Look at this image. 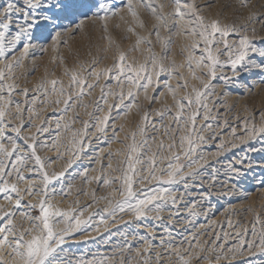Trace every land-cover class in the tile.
<instances>
[{
	"label": "snow or ice",
	"instance_id": "1",
	"mask_svg": "<svg viewBox=\"0 0 264 264\" xmlns=\"http://www.w3.org/2000/svg\"><path fill=\"white\" fill-rule=\"evenodd\" d=\"M241 6L249 7L248 0H241ZM145 14L152 18L150 28L146 26ZM256 23L264 25V13L249 12L240 24L224 22L219 15H204L197 0H0V199L5 201L0 204V264H64L67 257L63 253L69 240L86 229L99 233V225L107 226L109 221L115 223L124 216L129 217L124 225L135 224L136 229L131 240L124 239L123 248L130 251L135 243L143 244L136 248V256L149 253L153 242L161 247L167 244L166 252L176 257L177 264H192L193 259L207 264H233L245 251L249 256L264 254V227H256L261 223L259 216L251 228L234 232L223 231V222L210 220L179 243L171 238L170 230L172 220L182 216L181 207L186 224L197 228L192 218L207 219L214 211V187L219 184L223 189L217 195L228 194L231 181H238L252 166L246 163V156L226 163L221 158L258 135L264 136V110L258 112L259 123L252 111L242 119L235 117L241 131L233 125L228 139L224 137L228 119L219 116L221 107L227 105L229 88L249 74L264 73V48L256 46L264 45V37L257 38L256 28L250 26ZM110 24L117 30L123 25V31L135 37L127 50L117 44ZM94 31L100 33V40L106 41L96 45L97 53L103 55H93L90 43L91 59H80L79 53H73L72 42L77 36H87L91 41ZM177 38L186 41L180 45L184 59L179 62L173 47ZM156 45L160 51H156ZM62 48L73 56L71 66ZM109 50L113 53L111 63L104 64ZM36 52H51L50 63L60 66L62 75H56L54 68L50 71L45 65L38 82L24 86L21 80L26 83V78L37 71ZM133 52L139 55L131 56ZM255 57H259V63ZM193 80L198 83H190ZM98 87L100 95L92 101L93 111L88 112L84 97H92ZM161 88L166 90L161 95H171L175 111L165 106L154 110L153 115V110L145 109L140 99L142 96L149 104L155 102ZM181 88L185 90L182 95ZM53 105V114L59 113L55 120L42 119ZM80 107L90 119L82 121V129L72 131L71 141L61 152L60 132L67 134L73 128L79 119L76 109ZM114 109L118 115L135 109L141 118L126 134L125 139L131 143L126 145L119 176L108 177L103 171L99 176H89L88 169H84L73 177L102 182L112 189L99 197L106 205L85 219L84 208H61L54 202L57 192L67 196L73 185L59 189L54 185L63 181L77 161L87 155L93 140L103 137L101 142H108ZM225 111H231V107H225ZM69 112L73 113L71 117ZM157 118L160 123L154 122ZM53 123L56 135L49 143L42 137L52 130ZM149 128L162 132L158 143L151 137L155 151L149 143ZM111 129L112 138L118 139L117 132L123 131V125L112 124ZM165 138L170 142L165 143ZM211 146L216 150L205 151ZM49 148L56 150V159L65 160L59 170L51 167L52 157L40 154ZM119 152L123 150L118 149ZM146 152L151 155L146 156ZM104 155L101 149L92 156L102 169ZM107 155H113L111 150ZM106 167L113 169L110 161ZM221 174L227 183L218 179ZM177 185L183 191H178ZM25 196L29 199L25 200ZM93 203H98L94 193ZM165 209L169 210L168 221L162 215ZM94 215L99 220L92 224ZM226 223L233 228L230 219ZM161 226L164 235L157 241L156 228ZM215 226H221V231H214ZM137 230L144 235L137 238ZM201 236L209 238L201 240ZM86 239L94 241L96 237ZM184 244L188 247L184 248ZM156 259L159 264L160 253ZM67 264H108V260L80 255ZM143 264H149V259Z\"/></svg>",
	"mask_w": 264,
	"mask_h": 264
},
{
	"label": "rangeland",
	"instance_id": "2",
	"mask_svg": "<svg viewBox=\"0 0 264 264\" xmlns=\"http://www.w3.org/2000/svg\"><path fill=\"white\" fill-rule=\"evenodd\" d=\"M198 4L201 5L203 9V13L206 16L215 17L219 15L220 19L224 22L235 21L237 24L245 22V18L249 14V12L256 13H264V0H248L249 7L245 8L241 6V0H197ZM144 19L146 20L147 28L151 27L152 18L145 14ZM115 23V21L113 22ZM254 26L256 28V36L264 37V25L256 23ZM124 26L121 25V29L117 30L112 28L110 24V29L112 36L116 40L117 44L124 50H127L129 46L134 42L135 37L131 34L125 33L123 31ZM142 34H146V31H143ZM127 36L125 39L124 37ZM100 33L98 31L92 32V39L89 41L87 36H77L72 42L73 53H79L80 59L90 60L91 57L88 55L89 45L91 43V51L93 55H103L102 52L97 53L96 45H103L106 41L100 40ZM153 41H155V37H152ZM182 38H177L176 44L173 46L175 49V59L179 62L184 59V56L180 52V45L185 43ZM258 48H264V45L257 43ZM62 51L65 55L68 56L67 63L69 66L73 63V56L68 55V51L66 48H62ZM156 51H160L159 45H156ZM112 50H109L107 54V59L104 60V64L111 63ZM51 52L46 54H40L39 52L35 53L37 59V71L35 73L30 74L26 78V83L24 79L21 80L22 85L24 86H33L38 82L39 78L44 73V66L47 65L49 70L51 71L53 68L55 69V73L58 76L62 75V68L60 66H54L50 63ZM131 56H138V53H130ZM255 62L259 63V57H255ZM103 66V65H102ZM28 67H31V64H28ZM186 71V70H185ZM63 79L67 80V77H63ZM164 79V77H162ZM103 83V81H101ZM173 84L176 83L175 80L172 81ZM190 83H198L197 81H190ZM190 90V89H189ZM165 89H159L156 94L159 98L149 104L148 101L144 100L141 96L140 102L144 105L145 109L153 110V115H155L154 110L163 109L165 106H171L172 110L175 111V104L170 94L161 95L165 93ZM184 89L181 88L179 90L180 94L184 93ZM229 95L225 97L227 101V105L221 107L220 109V119L227 118L228 119V127L224 129V137L226 139L230 138L228 136L230 128L235 125L237 127V131L240 132L239 122L234 119L235 117H240L241 119L248 114V111H252L256 113V121L259 123L258 112L262 109V105H264V73H260L259 71L254 74H249L246 77H243L238 84H234L231 88L227 90ZM100 95V88H96L93 91L92 97L85 96L84 101L88 104L87 111H93L92 101L97 99ZM231 107V111H225V107ZM55 106H49L47 111L42 115V119L47 117L55 120V116L59 113L53 114V108ZM62 107V105H61ZM107 109H105L106 111ZM79 113V119L75 121L73 128L69 129L67 134L61 130L60 136L62 143L60 144V151L63 152L65 149V145L69 144L71 141V133L75 129H82V121L89 120L90 118L86 114V110L83 107L76 109ZM73 115L72 112L68 113V116L71 117ZM95 115H102V113H95ZM213 115L216 113L213 111ZM112 116L114 119L109 122V129L107 132L108 142L102 143L103 137L101 140H93V148L89 149L87 155L77 161V163L73 166L72 169L69 170L68 175L64 178L63 181L56 183L54 187L57 189L67 188L68 184H72V191L69 195L64 196L57 192L54 197V202L58 203L61 208H67L69 206L76 208H84V217L87 219L90 213H95L97 208H103L106 205V201L100 200L99 197L104 196L111 192V188L104 186L101 183H97L96 181H84L82 177L76 176L75 179L73 177L76 173L83 171L84 169H88L89 176H99L101 172L105 174V176H119L120 168L123 166V157L127 152L126 145L131 143L130 139H125L126 134H129L136 126L137 122H139L141 118V113L137 112L133 109L132 112L125 115L121 112L119 115L117 111L114 109L112 112ZM167 119V118H166ZM156 123H160L158 118L154 121ZM202 120H198V123H202ZM115 124L116 126L123 125V131H118L117 136L118 139L112 138V129L111 125ZM34 131V129H33ZM93 131L92 128L89 129L91 133ZM55 123L52 124V130L46 134L42 139H47L49 143L55 137ZM162 132L157 133L154 132L151 128H149L148 136L149 143L152 145V151L156 150V144L152 142L151 137L156 138V142H159L161 138ZM139 139V137H137ZM123 141V143L121 142ZM170 141L165 138V143H169ZM103 150L105 155L102 157L104 167L102 169L101 164L92 160V156L96 151ZM118 149H122L123 152L117 153ZM111 150L113 153L112 156H108V151ZM215 147H206L205 151L213 152L215 151ZM42 156H50L54 160V164L51 167H54L56 170H59L60 167L65 163L64 159H56V150L49 148L46 150H42L40 152ZM71 155V152L68 153ZM145 155H151V153L146 152ZM246 156V163H251V168L247 170L246 174L239 178L237 181L235 178L231 181L232 187L228 189V194L219 196L217 192L223 191L220 188V185L217 184L213 189V199L211 201L214 206L213 213L205 219L203 216L198 218H192L193 223L197 226V228L193 229L191 225L186 224V215H183L184 209L181 207L182 216L176 217L172 220V239L177 243L186 236H190L191 232L199 230L200 226H206L208 221L217 220L221 221L223 231L234 232L240 228L248 227L251 228L252 224L255 222L257 216L260 218L259 224L256 225L257 229L264 227V184L261 183V180H264V136H257L254 140L242 145L241 147L234 149L232 151L226 152L225 155L221 158V162L226 163L227 161L232 160L234 157L240 158ZM111 162L113 165V169H107L106 165L108 162ZM51 167L49 170L51 171ZM211 171V169H209ZM36 179L37 177H31ZM218 179L220 181H225L224 175H219ZM227 183V181H225ZM24 185L21 184V187ZM115 185H113L114 187ZM178 191H183V189L177 185ZM93 193L98 200V203H93ZM195 195V190L192 192ZM29 199V197L25 196V200ZM35 201L36 197H31ZM76 201H79L77 204ZM5 203L2 199H0V204ZM91 204V208H85L84 206ZM168 209L162 213L164 216V220H169ZM154 215L150 213V216ZM129 217L124 216L123 218H117L115 223L109 221L107 226L99 225L100 232L97 233L91 229H86L78 233L73 240L82 241L81 243H75L73 240H69V242L65 246V252L63 255L67 257L64 264H67L68 260L75 261L80 255H84L87 258L91 259L93 256L96 257L97 260H102L107 257L108 264H143L145 259H149V264H158L156 259V254L160 253V262L159 264H177L176 257L174 255L169 256L166 252L167 244L161 247L158 242H153L152 249L149 253H145L143 256H136V248H142L143 244L137 242L133 245L132 249L126 250L123 248V241L125 238L131 240L133 230L136 229V225H124V220H127ZM230 219L233 222V228H229L226 221ZM17 223H21V219L19 214L16 217ZM99 220L98 215H94L92 217V224H95ZM25 226L27 225V221L23 222ZM147 223H152V221H148ZM156 224H160V221H155ZM119 226V227H118ZM214 231L220 232L221 226H215ZM157 233V241L161 236L164 235L163 227L156 228ZM127 234V237H125ZM137 238L141 235H144L143 231L137 230L135 232ZM96 237V239L89 240L86 239L88 237ZM209 236H211V231L209 232ZM209 237L201 236V240H206ZM175 246V245H174ZM184 248H187L188 245L184 244ZM193 251H197L195 248ZM192 264H207L206 261H200L193 259ZM233 264H264V254L256 253L252 256H249L245 251L244 253L238 255Z\"/></svg>",
	"mask_w": 264,
	"mask_h": 264
}]
</instances>
